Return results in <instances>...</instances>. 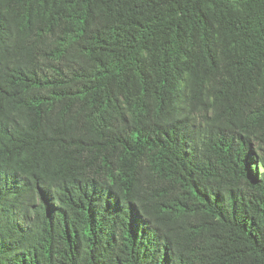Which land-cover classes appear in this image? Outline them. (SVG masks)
<instances>
[{
	"label": "trees",
	"instance_id": "16d2710c",
	"mask_svg": "<svg viewBox=\"0 0 264 264\" xmlns=\"http://www.w3.org/2000/svg\"><path fill=\"white\" fill-rule=\"evenodd\" d=\"M0 264H264V0H0Z\"/></svg>",
	"mask_w": 264,
	"mask_h": 264
}]
</instances>
